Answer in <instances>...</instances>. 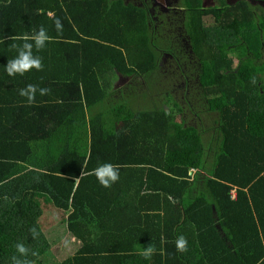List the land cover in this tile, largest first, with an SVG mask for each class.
<instances>
[{
	"label": "trees",
	"instance_id": "obj_1",
	"mask_svg": "<svg viewBox=\"0 0 264 264\" xmlns=\"http://www.w3.org/2000/svg\"><path fill=\"white\" fill-rule=\"evenodd\" d=\"M181 2L185 49L164 34L170 13L154 15L147 3L0 0V264H13V256L42 264L49 244L39 220L54 209L70 212L64 222L82 242L59 264H121L148 223L152 232L164 226L167 238L186 237V252L167 245L165 253L180 264H264V13L249 0H222L221 9ZM40 26L53 37L43 50L33 49L43 71L9 76L5 67L17 55L11 45L23 43L10 37ZM167 53L178 68H192L190 58L197 64L198 80L191 84L182 70L179 82L185 96L217 115L207 137L164 106L133 109L139 91L156 102L154 88L171 75L162 66ZM112 71L138 88L129 95V84L114 89ZM28 84L50 94L37 92L28 106L19 95ZM105 163L119 170L110 188L93 174ZM143 208L154 221L127 212ZM17 243L28 247L27 257L19 256Z\"/></svg>",
	"mask_w": 264,
	"mask_h": 264
},
{
	"label": "rangeland",
	"instance_id": "obj_2",
	"mask_svg": "<svg viewBox=\"0 0 264 264\" xmlns=\"http://www.w3.org/2000/svg\"><path fill=\"white\" fill-rule=\"evenodd\" d=\"M137 5H145V3H150L152 4V14L156 15L159 10L164 11L162 8L167 9L168 5L166 1L168 0H133ZM264 0H258L257 3L253 4L254 6H261L263 5ZM260 4V5H259ZM259 9H262L259 7ZM181 8L178 5H173V9L169 11L170 16L169 17H164V20L166 22V26L164 28V34L165 36L169 37L171 40V43L175 46V48H182L185 49L188 44L186 43V38L183 34V28L181 25V20L179 16L181 15ZM263 12H264V6H263ZM157 22H161L160 19H155ZM172 58V57H171ZM174 60V59H173ZM174 64V61L171 59H164L162 66L165 69L171 70V75L169 74V77H167L165 80H163L159 84H163V87H155L154 88V93H153V100L155 98L156 102L152 103L148 98H146V90L144 91H139L138 93L134 94V98H132L131 102L133 103V109L135 110V113H138L139 111H153L155 110V106L160 107L164 106L165 110H167L168 113L172 115L175 121L180 122L181 118L185 119L189 125H194L198 126L200 129H205L207 132L205 134V137L211 134L212 132V127L215 125L217 115L213 113H209L207 108L203 106V104L199 105L198 101H195L192 99V97L187 94L186 96L184 95L185 93V85L184 83H180L179 80L186 77V74L182 73L181 71H188L190 74V77H193V80L190 81L191 84L196 82V79L198 80L196 72H194V68L197 65L192 58H190L187 61V65L191 66L192 68H188L187 66H180L179 68L174 64V67L169 64ZM111 75L113 77H117L116 72L112 71ZM121 80H120V85L121 86H126L129 84V87L126 89V93L129 95V89L134 86L138 88L136 81L131 83L130 77L120 75ZM173 76L170 82L168 80L170 77ZM118 78V77H117ZM176 78L178 81L176 82ZM138 80V79H137ZM140 81V80H139ZM167 81V82H166ZM194 88V86H193ZM169 92V95H173L175 101L179 103L183 109V113H180L173 105L171 102L167 103V100L165 98L167 94L166 92ZM169 97V96H168ZM188 103H195L190 106H194L192 111H189V104ZM165 104V105H164ZM194 112V113H193ZM44 221L43 219L39 220ZM51 241V237H48ZM51 254L49 252H45L44 256L40 258L42 261L43 259H50ZM46 264H51L48 260H46Z\"/></svg>",
	"mask_w": 264,
	"mask_h": 264
},
{
	"label": "crops",
	"instance_id": "obj_3",
	"mask_svg": "<svg viewBox=\"0 0 264 264\" xmlns=\"http://www.w3.org/2000/svg\"><path fill=\"white\" fill-rule=\"evenodd\" d=\"M182 0H168L166 3L170 6L167 7V9L163 10L165 12H169L173 9V5H182ZM226 4L232 5L236 3L239 0H224ZM250 3L255 4L257 3V0H249ZM150 5V8L152 9V4L148 3ZM260 5V4H259ZM254 6V5H253ZM263 5L259 6L262 9H259L258 6H254L255 9L261 10L263 12ZM181 8V7H180ZM217 8H223L222 0H202V9H217ZM182 9V8H181ZM264 13V12H263ZM210 22H212L215 19V16L210 15L206 16ZM121 74H117L116 81L113 82V85L115 86L114 89H120L122 86L120 85L121 80ZM112 80H114V77L111 76ZM148 205H143V207ZM55 212L51 214L44 213L40 219L44 220L42 221V224L40 225L39 229L46 241L49 244V249L47 252H49L51 255L49 256L50 259L48 260L51 264H59L63 260H67L75 256V254L79 251V249L82 246V242L75 238L71 232L68 229L67 224L64 222L65 217L70 214V212L67 215H64L59 210L54 209ZM150 209H135L132 210L129 209L127 212H131L132 216H134L135 220H139L140 216L144 217L146 220V223L151 221L153 218L154 212L153 211H146ZM119 212V211H118ZM156 212V211H155ZM164 214L163 212H161ZM147 215H151V218H147ZM121 216H126L125 214H121ZM45 219H48L47 221ZM154 221V218L153 220ZM41 222V221H40ZM153 223H148L146 225V233L139 237V241L135 244H133L134 247V254L131 258L127 259L124 262H121V264H180L181 258L179 256H174V258L171 260L168 259V256L165 254L166 250H168V246L170 245L173 248H175V238H167L166 236V229L164 226H158L153 232L149 229L150 226H152ZM117 228V227H115ZM143 228V227H142ZM149 229V230H148ZM126 232V231H125ZM94 234V233H93ZM186 234H188L186 232ZM95 235V234H94ZM51 237V241L48 237ZM96 236V235H95ZM130 242V238L127 240ZM163 241V242H162ZM153 244L156 249V253L151 257V259H145L140 253L143 251L144 247H147L148 245ZM130 246V245H129ZM163 250V254H161V251ZM158 255V256H156ZM46 260H42V264H46ZM119 261H116L115 264H118ZM184 264L186 262L184 261Z\"/></svg>",
	"mask_w": 264,
	"mask_h": 264
},
{
	"label": "clouds",
	"instance_id": "obj_4",
	"mask_svg": "<svg viewBox=\"0 0 264 264\" xmlns=\"http://www.w3.org/2000/svg\"><path fill=\"white\" fill-rule=\"evenodd\" d=\"M57 32H62V23L60 20L55 21ZM10 39L13 41H23L22 44L13 43L11 48L16 49L17 55L9 59L5 70L11 77L25 76L26 73L31 72L33 69L36 71H43V60L42 57L34 55L33 49L37 52L43 50L48 43L53 39L47 30L40 26L39 29H34L32 34H24L21 36H11ZM253 83L255 81L253 80ZM50 89L46 87H38L35 84H28L26 87L19 89V95L25 98L27 105L31 106L36 102L37 92L41 97L50 94ZM93 174L96 176L100 184L105 188H110L114 183L119 180L118 166L111 163H105L99 165L93 170ZM69 203H71V198ZM32 235L35 238L38 233L35 229H32ZM163 242V241H162ZM175 246L178 252H186L188 250V241L185 236L180 235L175 240ZM16 251L20 257H27L29 255V249L23 243H17L15 245ZM156 253L155 246L153 244L144 247L140 253L145 259H151ZM33 256L38 255L36 252L31 253ZM163 254V250L161 251ZM13 264H34L33 261L28 259H20L17 256L12 257Z\"/></svg>",
	"mask_w": 264,
	"mask_h": 264
},
{
	"label": "flooded vegetation",
	"instance_id": "obj_5",
	"mask_svg": "<svg viewBox=\"0 0 264 264\" xmlns=\"http://www.w3.org/2000/svg\"><path fill=\"white\" fill-rule=\"evenodd\" d=\"M148 4V3H147ZM140 6H144L143 4L142 5H140ZM163 9V8H162ZM172 57V58H171ZM164 59H171L172 61H174L173 59V56L171 55V54H169V53H167L166 55H165V57H164ZM175 62V61H174ZM199 64H200V62H199ZM169 65H171V67H172V64H169ZM168 72H172L171 70H169L168 69Z\"/></svg>",
	"mask_w": 264,
	"mask_h": 264
}]
</instances>
